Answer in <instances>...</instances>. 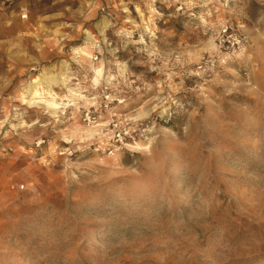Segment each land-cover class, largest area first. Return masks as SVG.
<instances>
[{
	"label": "rangeland",
	"instance_id": "rangeland-1",
	"mask_svg": "<svg viewBox=\"0 0 264 264\" xmlns=\"http://www.w3.org/2000/svg\"><path fill=\"white\" fill-rule=\"evenodd\" d=\"M0 264H264V0H0Z\"/></svg>",
	"mask_w": 264,
	"mask_h": 264
},
{
	"label": "bare ground",
	"instance_id": "bare-ground-1",
	"mask_svg": "<svg viewBox=\"0 0 264 264\" xmlns=\"http://www.w3.org/2000/svg\"><path fill=\"white\" fill-rule=\"evenodd\" d=\"M29 85H30V87H29V88H30V89H32V85H31V84H29Z\"/></svg>",
	"mask_w": 264,
	"mask_h": 264
}]
</instances>
